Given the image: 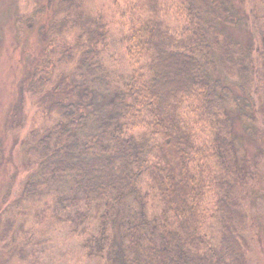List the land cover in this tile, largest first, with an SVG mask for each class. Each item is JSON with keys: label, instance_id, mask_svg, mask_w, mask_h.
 Instances as JSON below:
<instances>
[{"label": "trees", "instance_id": "16d2710c", "mask_svg": "<svg viewBox=\"0 0 264 264\" xmlns=\"http://www.w3.org/2000/svg\"><path fill=\"white\" fill-rule=\"evenodd\" d=\"M26 1L29 16L22 0L14 3L18 32L39 24L54 43L28 91L66 89L71 99L55 101L52 120L26 140L38 167L19 191L33 216V226L18 230L19 259L41 263L38 226L69 225L97 264H250L245 192L256 170L232 111L255 121L244 128L264 140V0H247L256 47L227 30L249 28L238 0H112L130 66L121 83L103 62L110 25L86 0ZM172 15L181 25L169 23ZM219 69L245 92L254 86L257 119L253 97L216 79ZM24 124L17 117L10 130ZM16 210L0 211L5 247Z\"/></svg>", "mask_w": 264, "mask_h": 264}, {"label": "rangeland", "instance_id": "374dc122", "mask_svg": "<svg viewBox=\"0 0 264 264\" xmlns=\"http://www.w3.org/2000/svg\"><path fill=\"white\" fill-rule=\"evenodd\" d=\"M14 3H17V0H0V147L3 150V159L0 163V211L8 205L13 210L18 209L16 211H20L21 215L16 229L8 239L11 246L5 247V241L0 240V264H29L31 261H21L16 255L17 245L23 240L18 230L21 227L33 226L31 211L24 206L22 208L19 193L25 181L38 167L25 152L26 140L35 126L42 127L52 120L51 106L55 101L70 100L71 97H66L68 96L66 89L52 91L49 89L40 96H33L28 91L35 68L40 66L45 53L54 43L42 39L38 30L39 24L32 29L26 25L23 33H19ZM42 3H47V0H42ZM237 3L241 9L240 14L247 17L249 28L227 27V30L244 45L256 47L260 40L255 38L253 30L259 25L254 24L253 16L250 14V3L247 0H238ZM20 5L23 15H31L33 7L28 6L26 0H22ZM86 10L91 14L102 15L110 25L112 48L103 57V62L110 71L116 73L115 81L121 83L130 72V66L121 44L122 35L119 30L117 9L112 0H86ZM52 12L53 10L49 8L41 22L47 23ZM169 23L179 26L182 21H178L172 15ZM213 76L221 79L237 93L253 97L252 107L248 110L256 119L259 117L257 113L259 103L253 92L254 86L245 92L221 69ZM66 80L70 81L69 75L66 76ZM232 116L244 145L242 154L251 161L253 169L256 170L245 192V205L252 217L249 232L252 242L250 264H264V140L258 136L252 137L244 128L245 125L250 127L256 124L255 121L251 123L249 119L238 117L236 109L232 111ZM17 117L24 118V126L10 130ZM11 186L12 192L6 203L4 197ZM37 229L35 238L39 240L40 264H97L94 257L85 254L82 240L72 232L69 225L59 226L51 231L47 225L38 226Z\"/></svg>", "mask_w": 264, "mask_h": 264}]
</instances>
